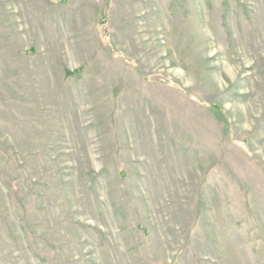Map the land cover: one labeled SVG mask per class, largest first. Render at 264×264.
Masks as SVG:
<instances>
[{
    "label": "rangeland",
    "instance_id": "obj_1",
    "mask_svg": "<svg viewBox=\"0 0 264 264\" xmlns=\"http://www.w3.org/2000/svg\"><path fill=\"white\" fill-rule=\"evenodd\" d=\"M0 264H264V0H0Z\"/></svg>",
    "mask_w": 264,
    "mask_h": 264
},
{
    "label": "trees",
    "instance_id": "obj_2",
    "mask_svg": "<svg viewBox=\"0 0 264 264\" xmlns=\"http://www.w3.org/2000/svg\"><path fill=\"white\" fill-rule=\"evenodd\" d=\"M101 21H100V24L101 25H105L106 24V13H102L101 17H100ZM104 32L106 33L107 31L104 30ZM82 71V69H79L77 71H74V72H71V71H66V77H72V76H75V75H78L80 72ZM174 86L176 87H179L178 85H175ZM191 96V95H190ZM210 108L215 111V112H219V113H222L224 111V108L219 106V105H210Z\"/></svg>",
    "mask_w": 264,
    "mask_h": 264
}]
</instances>
